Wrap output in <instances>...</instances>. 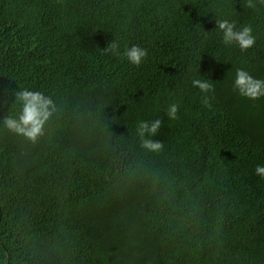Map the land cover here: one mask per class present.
<instances>
[{
	"label": "trees",
	"instance_id": "1",
	"mask_svg": "<svg viewBox=\"0 0 264 264\" xmlns=\"http://www.w3.org/2000/svg\"><path fill=\"white\" fill-rule=\"evenodd\" d=\"M248 3L0 0V122L13 90L57 106L36 143L0 123V264H264V97L233 88L237 68L264 79V4ZM215 18L254 46L225 45ZM157 118L152 153L136 127Z\"/></svg>",
	"mask_w": 264,
	"mask_h": 264
},
{
	"label": "clouds",
	"instance_id": "2",
	"mask_svg": "<svg viewBox=\"0 0 264 264\" xmlns=\"http://www.w3.org/2000/svg\"><path fill=\"white\" fill-rule=\"evenodd\" d=\"M258 3L264 4V0H257ZM249 7L255 6L254 0H249ZM215 28L221 33L222 41L225 45H237L242 51H245L254 46L256 37L253 35L251 25H245L237 28L235 21L227 18L216 19ZM118 41H110L103 48L106 53L113 55L121 54ZM123 56L132 65L139 66L148 56V49L140 45L133 44L127 47ZM193 87L199 88L202 93L211 90L212 85L204 79L193 78L191 80ZM233 88L240 96L248 99H259L264 97V79L252 76L247 70L237 68L235 78L233 80ZM14 106H19V112L14 115L5 116L2 120V126L9 132L25 138L26 140L36 143L45 134V126L57 111V106L51 96L45 95L44 92L38 90H30L21 88L13 90ZM205 104L208 103V98H204ZM179 105L171 103L168 105L166 112L167 116L175 120ZM162 120L157 118L154 120H141L136 127V134L139 138L140 147L152 153L162 151L164 144L160 140L153 139L160 130ZM255 174L264 178V164H258L255 167Z\"/></svg>",
	"mask_w": 264,
	"mask_h": 264
}]
</instances>
